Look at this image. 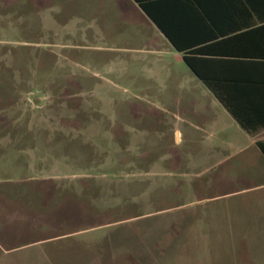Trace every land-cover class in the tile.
Wrapping results in <instances>:
<instances>
[{"label": "rangeland", "instance_id": "1", "mask_svg": "<svg viewBox=\"0 0 264 264\" xmlns=\"http://www.w3.org/2000/svg\"><path fill=\"white\" fill-rule=\"evenodd\" d=\"M65 2L0 0V264H264V189L212 166L255 152Z\"/></svg>", "mask_w": 264, "mask_h": 264}, {"label": "crops", "instance_id": "2", "mask_svg": "<svg viewBox=\"0 0 264 264\" xmlns=\"http://www.w3.org/2000/svg\"><path fill=\"white\" fill-rule=\"evenodd\" d=\"M140 1L148 6L168 35L135 0H67L65 3L75 8L78 25L71 22L61 26L78 38L94 40V49L140 54L145 56V63H155L153 80L159 86L179 88L175 93L177 100L190 105L193 115L205 119L206 126L215 134H222V143L228 148L252 150L258 157L233 163L229 158L232 155H227L212 166L228 162V167L242 168L226 171L224 176L236 174L235 179L255 182L243 190L264 189V155L257 145L264 142V127L253 134L243 130L183 59L184 53L195 51L196 56L219 61L211 62L206 69L219 72L222 79H254L261 84L252 88L259 89L254 95L260 94L257 96L260 103L264 100V0ZM169 38L183 51L175 49ZM102 39L113 42L110 46L103 45ZM229 87L238 94L241 91L237 89L244 88ZM260 114L264 116V112Z\"/></svg>", "mask_w": 264, "mask_h": 264}, {"label": "trees", "instance_id": "3", "mask_svg": "<svg viewBox=\"0 0 264 264\" xmlns=\"http://www.w3.org/2000/svg\"><path fill=\"white\" fill-rule=\"evenodd\" d=\"M135 1L139 3L140 7L146 13H148L151 19H153V21H155V23L165 32V34L168 35V32L164 29L162 24H160V22H157L154 15L150 12L148 6L140 0ZM169 39L173 43L175 49H177L178 51H183V48L176 44L173 38ZM183 59L187 66L192 70V72L221 102V104L227 109V111L231 114V116L243 130H245L249 134H253L254 132L264 127V116L260 114V112H264V103H262V101L264 100H260L261 102L259 103L257 101V96H260V94L254 95L255 92L259 91V89H252L259 87L261 85L259 84V82L250 78H240L239 80L222 79L220 78L219 72H213L210 69H206L210 66L209 64H211V62L219 61H211L209 59H204L196 56L195 51L184 53ZM230 85L234 86V88L235 86L244 88L237 89L241 91V93L239 92L238 94V92H232V89L229 87ZM257 145L264 155V142H258ZM141 216V214H133L127 220L139 218ZM78 231H83V229ZM78 231H70V233H76ZM45 240L47 239L41 238L39 240H36L35 242L40 243Z\"/></svg>", "mask_w": 264, "mask_h": 264}]
</instances>
